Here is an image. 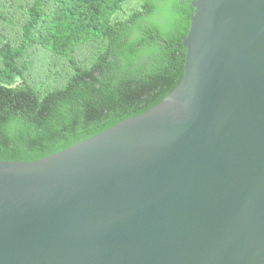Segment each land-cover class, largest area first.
Returning <instances> with one entry per match:
<instances>
[{"label":"water","instance_id":"obj_1","mask_svg":"<svg viewBox=\"0 0 264 264\" xmlns=\"http://www.w3.org/2000/svg\"><path fill=\"white\" fill-rule=\"evenodd\" d=\"M193 6L158 105L0 160V264H264V0Z\"/></svg>","mask_w":264,"mask_h":264},{"label":"trees","instance_id":"obj_2","mask_svg":"<svg viewBox=\"0 0 264 264\" xmlns=\"http://www.w3.org/2000/svg\"><path fill=\"white\" fill-rule=\"evenodd\" d=\"M194 2L0 0V37L20 28V44L0 48V160L42 159L163 101L185 74ZM85 44L99 47L91 65L74 57ZM32 47L68 59L74 73L42 94L43 74L31 81L33 55L25 59Z\"/></svg>","mask_w":264,"mask_h":264},{"label":"rangeland","instance_id":"obj_3","mask_svg":"<svg viewBox=\"0 0 264 264\" xmlns=\"http://www.w3.org/2000/svg\"><path fill=\"white\" fill-rule=\"evenodd\" d=\"M71 29H73V27ZM4 32V36L0 37V48L8 41L11 42L14 47L20 44V28L18 24H16L15 27H7ZM68 32L69 31H64V36H66ZM16 34L18 37H15ZM37 49L36 47L29 48L25 55V59L33 55L29 58V60L34 63V67L30 72L31 81L37 84L41 81L43 74V81L37 84V88L43 94L49 89L62 85L68 76L74 73V68L68 59L61 58L59 55L51 52H48L45 56V52L41 49L36 53ZM98 49L99 47L95 44H85L75 52L74 57L79 59L83 65H91L97 57ZM2 63L3 58L0 50V66Z\"/></svg>","mask_w":264,"mask_h":264}]
</instances>
